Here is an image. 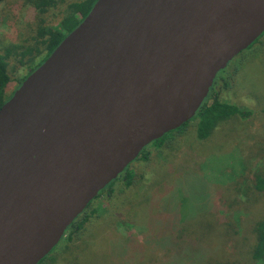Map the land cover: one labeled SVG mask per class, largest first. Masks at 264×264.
I'll use <instances>...</instances> for the list:
<instances>
[{"label": "water", "instance_id": "water-1", "mask_svg": "<svg viewBox=\"0 0 264 264\" xmlns=\"http://www.w3.org/2000/svg\"><path fill=\"white\" fill-rule=\"evenodd\" d=\"M264 31V0H95L0 105V264H37Z\"/></svg>", "mask_w": 264, "mask_h": 264}, {"label": "rangeland", "instance_id": "rangeland-1", "mask_svg": "<svg viewBox=\"0 0 264 264\" xmlns=\"http://www.w3.org/2000/svg\"><path fill=\"white\" fill-rule=\"evenodd\" d=\"M55 11L50 8L43 17L49 19ZM34 12L28 0H0V50H9L10 81L4 97L12 94L39 59L21 65L15 54L34 32ZM219 75L229 79V86L217 84V98L251 110L250 119H227L200 141L193 118L181 131L167 136L166 145L163 142L157 149L149 145L146 160L127 165L135 174L134 183L123 187L122 171L110 191L106 188L90 201L85 211L94 209L90 220L81 229L64 231L39 264H205L208 258L264 264L263 259L251 261L247 255L254 225L264 216V196L252 190L255 175H264V31ZM223 202L232 207L225 210L230 213L227 229L215 226L208 247L175 254L177 245H183V239L175 240L177 233L187 229L185 237L193 230L200 235V212L212 219L222 217ZM69 231L71 243L65 240ZM167 248L172 254L164 252Z\"/></svg>", "mask_w": 264, "mask_h": 264}, {"label": "trees", "instance_id": "trees-1", "mask_svg": "<svg viewBox=\"0 0 264 264\" xmlns=\"http://www.w3.org/2000/svg\"><path fill=\"white\" fill-rule=\"evenodd\" d=\"M33 8L35 9L34 15V32L30 36V39L25 41L24 45H21L20 51H15L16 54V62L24 65L31 63L35 58H39L37 62L33 64L36 67L40 64L52 51V49L59 43V41L69 32L71 31L79 21L86 15L88 10L90 9L91 5L95 0H28ZM59 4H62L59 6ZM56 8V11L52 13V17L46 19L43 15L50 9ZM248 45L247 47H249ZM246 47V48H247ZM9 56V50L3 48L0 50V105L8 98L4 97V88L6 87L7 83L10 81V77L8 74V67H7V58ZM28 67V66H27ZM30 67V66H29ZM33 67V68H34ZM29 68L25 75L21 78V81L24 77L33 69ZM224 69V68H223ZM220 70L219 73H221ZM219 73L215 75L212 80V84L209 87L206 97L203 99L202 103L200 104L199 108L196 110L193 117L189 120L196 118V133L195 136L200 141L204 140L205 138L209 137L210 134L213 132L214 128L220 125L227 119L237 118L239 121H245L252 116V111L248 109H243L238 105H235L230 102H226L217 98L216 93L214 92L213 86L219 84L221 87L228 88L229 86V79L226 76L221 77ZM227 78V79H226ZM186 121L177 128L170 130L164 133L159 138L154 139L146 146H144L136 156L134 160H146L148 157V151L146 148L151 145L153 148H159L164 139L168 138L167 136L173 135L175 132L181 131L184 126L189 122ZM165 144V142H164ZM166 145V144H165ZM121 178V183L123 187H129L135 181V174L133 170H127V166L123 169ZM127 170V171H126ZM118 176V175H117ZM141 175H137V180L139 181V177ZM117 180V177L110 181L107 185H105L102 189H100L97 195L94 197L97 198L102 192H105L106 188L112 186L114 181ZM120 179H118L119 181ZM120 183V181H119ZM253 192L261 193L264 196V175L256 174L253 179L252 184ZM110 191V188H109ZM108 191V192H109ZM119 192V191H117ZM219 203V201L217 200ZM91 202L87 204V206L70 222V224L66 227L69 229L66 230H78L81 229L82 223L88 222L90 219L89 214L94 212V209L91 212L85 211ZM216 204V203H215ZM223 207L221 208L222 217L212 219L208 217V213L200 212V235L197 231L193 230L192 232L187 235L189 237H185L184 231L182 233L179 231L177 235L174 237L175 240H181L182 246L177 245L180 247L178 251H175V254H183V250L186 248L188 252H193L195 250H199V246H210L209 241V234L214 233L215 226H222L227 229L228 222H225L227 217H229L228 210L232 208L228 203L223 202ZM220 210V211H221ZM198 218V217H197ZM196 218V219H197ZM189 224V223H188ZM255 230H254V239L252 243L248 246L247 255L251 261H257L260 259L264 260V216H262L259 220L255 223ZM69 231V232H70ZM65 235V240L68 243H71L73 238L71 237L72 232ZM223 233H228L226 231H222ZM185 235V236H184ZM191 236V237H190ZM224 236V235H222ZM185 245V246H184ZM186 250V251H187ZM168 251L167 253L172 254V250L167 248L164 252ZM165 253V254H167ZM188 254V253H184ZM44 257L37 263L39 264ZM205 264H230L229 262H221L217 260H211L210 258L206 259Z\"/></svg>", "mask_w": 264, "mask_h": 264}, {"label": "flooded vegetation", "instance_id": "flooded-vegetation-1", "mask_svg": "<svg viewBox=\"0 0 264 264\" xmlns=\"http://www.w3.org/2000/svg\"><path fill=\"white\" fill-rule=\"evenodd\" d=\"M211 84H212V83H211ZM216 85H217V84H216ZM216 85L213 86L214 90H215ZM66 229H69V228H66Z\"/></svg>", "mask_w": 264, "mask_h": 264}]
</instances>
